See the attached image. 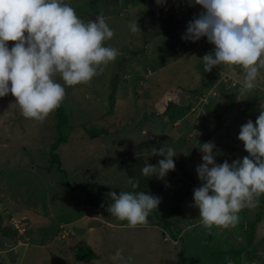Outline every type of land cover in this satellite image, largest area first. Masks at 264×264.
Listing matches in <instances>:
<instances>
[{"label": "rangeland", "instance_id": "rangeland-1", "mask_svg": "<svg viewBox=\"0 0 264 264\" xmlns=\"http://www.w3.org/2000/svg\"><path fill=\"white\" fill-rule=\"evenodd\" d=\"M101 1L114 6L112 1ZM151 1H144L142 7H120V12L103 5L105 12L101 14L114 31L106 43L121 54L88 84L65 86L61 106L67 120L60 129L56 110L39 122L23 117L11 94L0 97V260L8 264H199L204 258L203 239L209 229L201 223L193 196L171 202L181 169L192 175L194 188L201 183L196 166L203 153L200 150L192 160L184 155L206 121L211 126L220 124L209 140L216 146L217 163L249 155L238 135L249 119L255 123L264 104V68L260 69L256 91H241L243 76L232 69L226 74L218 72V80L209 91H202L205 81L198 62L214 45L206 37L195 43H177L172 35L167 36L168 42L163 37L145 39L147 30H142L141 24L148 9L155 8L157 0ZM65 2L85 22L96 18L90 0ZM160 6L168 16L179 17L181 32L202 10L198 5L189 6L188 0H166ZM136 20L141 32L133 33L130 24ZM221 69L215 66L212 70ZM56 80L64 83L59 76ZM227 93L233 102H228ZM169 102L191 103L190 113L172 123L164 113ZM214 106H218L219 118L212 120L209 113ZM61 136L65 140L58 143ZM56 143L60 165L53 164L49 171V153ZM165 145L177 155L173 158L175 170L158 178L164 186L157 196L161 202L146 224L128 227L127 221L108 211L111 198L107 193L129 191L132 185L127 169L133 158L142 160L144 166L157 165L164 157L155 149ZM68 182L71 186L88 184L90 193L105 200L99 207L90 205L85 202L87 191L69 189ZM172 207L174 213L165 218ZM10 218L15 219L17 229ZM225 229L229 228L213 227L212 245H230L231 236L222 235ZM231 229L237 236L236 229ZM7 231L9 236H4ZM257 238L264 246V219L257 227ZM83 243L96 258L74 260ZM118 249H123V261L113 259ZM245 262L243 258L242 264Z\"/></svg>", "mask_w": 264, "mask_h": 264}, {"label": "clouds", "instance_id": "clouds-1", "mask_svg": "<svg viewBox=\"0 0 264 264\" xmlns=\"http://www.w3.org/2000/svg\"><path fill=\"white\" fill-rule=\"evenodd\" d=\"M188 4L202 10L188 22L181 38L195 43L206 37L214 45L201 58L204 71L240 66L241 91L255 89L264 68V0H188ZM130 30L141 32L137 20ZM113 36L102 14L85 22L65 0H0V97L11 94L23 117L43 122L65 100V86L88 84L121 54L106 43ZM238 139L249 155L231 163L216 162L212 142L199 146L203 155L196 172L201 183L193 189V200L206 229L235 227L239 213L256 207L264 195V104L255 123L249 119L241 126ZM155 152L164 158L157 165L147 163L142 173L163 179L175 170L177 152L166 145ZM129 183L133 189L139 187L138 181ZM107 195L110 214L131 228L146 224L161 202L143 191ZM9 221L18 228L14 218ZM113 259L123 261V249ZM228 264L234 262L228 259Z\"/></svg>", "mask_w": 264, "mask_h": 264}, {"label": "trees", "instance_id": "trees-1", "mask_svg": "<svg viewBox=\"0 0 264 264\" xmlns=\"http://www.w3.org/2000/svg\"><path fill=\"white\" fill-rule=\"evenodd\" d=\"M91 3H93L94 7V14L95 17L97 15H101V13L105 12L103 9V5L106 7H109L110 10H115L114 12H120V7H126L127 9H131L133 7L143 6L144 1L146 0H105L106 2L114 3V6L112 5H106L103 4L101 0H90ZM95 1V2H94ZM121 1V3H120ZM154 0L151 2L153 3ZM89 2V1H88ZM155 8L154 10L149 11L144 15V23L141 24L142 30H147L146 34L144 35V38L151 39L152 37H163L164 39L167 38V36L172 35L173 37L178 40L177 43L183 41L181 38L183 34H185V30L181 32L179 26V17H171L168 16L163 9L161 8L160 4L157 2L154 3ZM115 5H118L119 8H115ZM102 8L100 9V7ZM105 17V16H104ZM168 39V38H167ZM166 39V42L168 40ZM207 54V53H206ZM199 68L198 71H200L201 78L204 80V85L202 86V91L208 92L210 87L218 80V72L225 73L227 72V69L232 70H238L241 72L242 76L244 75V70L241 67H228V66H222V69L219 71H211V72H205L204 66L202 62H198ZM228 73V72H227ZM225 84V83H223ZM223 84L221 85L222 87ZM228 85V84H227ZM226 85V86H227ZM230 89V87H229ZM261 90V89H259ZM256 91V89H255ZM258 91V90H257ZM237 93L236 91H234ZM233 93V92H232ZM226 96L230 98L231 94L227 93ZM236 98V96H234ZM111 101L114 99L112 95H110ZM233 98V97H232ZM262 101V99L260 100ZM230 102L231 98H230ZM231 105V104H230ZM190 107L191 103H188L187 105H178L176 103L169 102L166 105L164 113L167 115V117L172 121V123L178 121L181 118L185 117L188 113H190ZM208 107V106H207ZM218 107V106H217ZM213 107L212 111L209 113V118L212 120L217 119L218 114L216 113L217 110ZM261 107V106H260ZM57 117H58V128L60 129L62 124L67 120V117L65 115L64 108L60 106L58 109H56ZM219 118V117H218ZM205 121V120H204ZM203 122V121H202ZM207 122V121H206ZM204 125V129L199 131L194 139V142L192 143V146H189V153L184 155L186 157V160H192L196 154L200 151V144H203L205 142H209L211 136L214 134L215 130L220 126L218 124L217 126H211L209 123H206ZM217 127V128H216ZM105 132V130H102ZM90 135L98 134L95 132H89ZM62 138H59L57 140L58 143H60L63 140H65L64 136H61ZM181 139V138H180ZM184 142H188L187 139H181ZM58 143L54 144L51 147L50 157V163L47 167L49 171L51 170V167L53 164L57 165L59 163V155L55 153V150L57 148ZM234 150V149H233ZM188 151V150H187ZM186 151V152H187ZM141 158V157H139ZM141 164V168L140 165ZM58 165V166H59ZM145 167L142 163V160L138 161V158H133L132 163L130 164L129 168L127 169V174L129 176V179L133 181L139 182V187L136 189H133L132 187L129 189V191L137 192V191H143L149 194H152L154 196H158L161 190L163 189V183L159 181V179L156 176L152 177H145L142 173V169ZM180 174L178 176V184L179 187L175 190V193L172 194L171 202H179L187 197L193 196V189L195 187L194 179L192 175L181 169ZM141 175V176H140ZM69 189H82L87 191L85 193L87 195V199H85V202L90 205H95L96 207H99L105 200L103 197L101 200H99L94 193H90L88 190V184H81V185H74L71 186L70 182L67 184ZM264 195H262L259 198L258 205L256 207L252 208H244V214L243 217L239 219V223L236 224L234 227L237 231V236H235L233 229L229 227V229H225L222 235L226 234V236H231V239L228 241L230 245L227 247V244H223L222 246L217 247L216 245L211 244V240L215 237H213V228L211 230H208L206 237L203 239L204 246L203 253L205 254L204 258L201 259L199 264H228V259H231L234 264H242V259L246 261V264H249L251 262H259L260 264H264V246H260L259 243L262 240L261 238H257V227L259 223L264 219ZM174 204V203H173ZM175 207H172L169 211L168 215H165L164 217L167 218L170 214L174 213ZM243 211L239 213L242 215ZM0 219L1 213H0ZM200 226V225H199ZM14 230L13 227H10ZM14 232H12L13 234ZM9 236V232L4 234V236ZM230 238V237H227ZM233 238V239H232ZM241 239V242L235 243L234 240ZM203 244V245H204ZM7 245H3V247ZM97 255L92 251L90 246L86 243H83L74 253V260L79 262H88L94 258H96ZM244 263V264H245ZM0 264H8L6 261L0 260Z\"/></svg>", "mask_w": 264, "mask_h": 264}, {"label": "crops", "instance_id": "crops-1", "mask_svg": "<svg viewBox=\"0 0 264 264\" xmlns=\"http://www.w3.org/2000/svg\"><path fill=\"white\" fill-rule=\"evenodd\" d=\"M177 137L180 138L179 135Z\"/></svg>", "mask_w": 264, "mask_h": 264}]
</instances>
